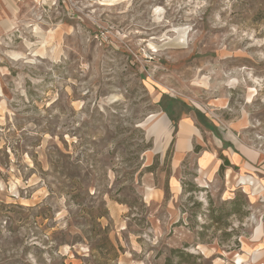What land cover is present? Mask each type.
<instances>
[{
  "label": "rangeland",
  "instance_id": "rangeland-1",
  "mask_svg": "<svg viewBox=\"0 0 264 264\" xmlns=\"http://www.w3.org/2000/svg\"><path fill=\"white\" fill-rule=\"evenodd\" d=\"M109 3L0 0V264H264V0Z\"/></svg>",
  "mask_w": 264,
  "mask_h": 264
},
{
  "label": "crops",
  "instance_id": "crops-1",
  "mask_svg": "<svg viewBox=\"0 0 264 264\" xmlns=\"http://www.w3.org/2000/svg\"><path fill=\"white\" fill-rule=\"evenodd\" d=\"M170 119V117H168ZM169 121H172L171 119ZM177 128H176V133L177 134V140H176V143H175V162H180L184 156H186V154H189L191 152H193L194 150V144H193V141L196 140L197 143L200 145L199 143V138L200 137V133H197V129L192 125L194 123V120L192 119L191 116L189 117H185V118H181V119H178L177 120ZM184 123V126H183V129L180 131V127H181V124ZM177 129H178V132H177ZM179 131H180V134L182 135L183 139L184 140V143L182 144V146L180 147L179 150H177V144L179 143ZM199 131V130H198ZM226 159L229 160V162L236 166H233V167H242V166H245L249 165L250 164H253L252 162H258V158H256L255 160L254 159H244V158H238L235 163H233V161L230 159V157H225ZM264 172V171H263Z\"/></svg>",
  "mask_w": 264,
  "mask_h": 264
},
{
  "label": "trees",
  "instance_id": "trees-1",
  "mask_svg": "<svg viewBox=\"0 0 264 264\" xmlns=\"http://www.w3.org/2000/svg\"><path fill=\"white\" fill-rule=\"evenodd\" d=\"M173 145H174V141L172 142L171 147H173ZM171 147H170L169 151L171 150ZM169 151H168V152H169ZM194 152H195V153H198V152H199V147H195V148H194ZM223 160H224V161H223V165L221 166L220 171L223 172L224 169H226V168H228V167L233 168V166L231 165V163L229 162L228 159L224 158ZM234 168L236 169L237 167H234Z\"/></svg>",
  "mask_w": 264,
  "mask_h": 264
},
{
  "label": "bare ground",
  "instance_id": "bare-ground-1",
  "mask_svg": "<svg viewBox=\"0 0 264 264\" xmlns=\"http://www.w3.org/2000/svg\"><path fill=\"white\" fill-rule=\"evenodd\" d=\"M108 1H109V0H108ZM113 1H115V0H110V3L113 2ZM103 2H104V1H103ZM110 3H109V5H110ZM103 4H105V2H104ZM106 4H107V3H106ZM113 4H114V3H113ZM113 4H112V5H113ZM259 250H261V249H259ZM253 254H254V253H253Z\"/></svg>",
  "mask_w": 264,
  "mask_h": 264
}]
</instances>
